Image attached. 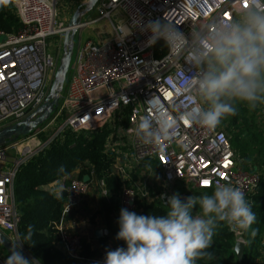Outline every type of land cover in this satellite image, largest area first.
Wrapping results in <instances>:
<instances>
[{
  "label": "built area",
  "instance_id": "obj_1",
  "mask_svg": "<svg viewBox=\"0 0 264 264\" xmlns=\"http://www.w3.org/2000/svg\"><path fill=\"white\" fill-rule=\"evenodd\" d=\"M62 1H12L21 28L11 34L0 31V129L27 118L49 94L61 59L62 37L69 30L58 18ZM237 2L98 0L93 8L97 19L81 21L76 31L106 20L110 38L77 44L66 89L49 118L29 135L0 147V232L8 239L18 233L21 218L15 205L14 179L19 169L63 141L66 133L88 137L102 127L107 130L102 152L110 160V174L118 184L119 211L126 208L139 214L142 206L149 205L166 210L163 200L172 194L184 199L211 192L217 182L239 186L246 197L255 192L261 174L241 167L225 129H209L178 119L191 101L175 89L183 86L190 66L184 61L169 62L163 40L147 47L150 33L142 31L149 21L158 19L188 35L213 17L230 19ZM117 21L132 30L123 42L112 34ZM50 37L58 38L51 53L47 43ZM161 108L166 109L170 121H175L177 136L171 142L161 141L156 147L129 135L128 129L139 118L155 116ZM259 113L257 121L264 122V104ZM262 131L264 134V126ZM79 174L81 179L76 177ZM57 185L66 190L59 220L54 223L56 248L61 255L82 261L81 233L89 222V217L82 215V204L91 189L101 198H106L109 190L87 163L44 185L53 198ZM119 214L113 215L117 227ZM228 230L233 233L234 245L246 246L244 232ZM259 245L264 248V230ZM0 264H4L1 256Z\"/></svg>",
  "mask_w": 264,
  "mask_h": 264
},
{
  "label": "clouds",
  "instance_id": "obj_2",
  "mask_svg": "<svg viewBox=\"0 0 264 264\" xmlns=\"http://www.w3.org/2000/svg\"><path fill=\"white\" fill-rule=\"evenodd\" d=\"M131 31L117 21L112 34L123 42ZM142 31L150 33L147 47L163 40L169 62L184 61L190 66L183 86L175 89L191 101L178 119L215 129L224 118L236 115L238 105L255 109L264 104V0H238L230 19L213 17L188 35L158 19L149 21ZM128 133L156 147L177 136L175 121L169 120L164 108L155 116L139 118ZM59 171L64 172L63 166ZM64 190L57 185L55 198H62ZM163 203L162 215H138L122 208L115 238L126 246L106 251L102 264H197L200 258L211 256L207 249L218 228L227 226L239 234L256 222L244 191L230 182H217L211 193L184 199L174 193ZM31 235L29 226L26 234L7 238L11 248L4 264H40L38 258L23 254ZM0 245L4 246V240Z\"/></svg>",
  "mask_w": 264,
  "mask_h": 264
},
{
  "label": "trees",
  "instance_id": "obj_3",
  "mask_svg": "<svg viewBox=\"0 0 264 264\" xmlns=\"http://www.w3.org/2000/svg\"><path fill=\"white\" fill-rule=\"evenodd\" d=\"M12 1L0 0V31L9 34L21 28ZM261 105L255 109L238 105L236 115L224 118L217 126L225 129L232 137L231 147L241 161L243 169L255 172L260 169L261 174L257 189L246 197L256 214V222L252 229L244 232L246 246L242 260L238 262L233 252V233L227 226H223L217 229L211 246L207 249L211 256L200 258L197 264H257L259 257L261 259L264 254V248L259 245L264 230V122L257 121ZM106 134L105 127L89 133L88 137L66 133L63 141L29 160L16 174L15 205L21 218L18 233L26 234L31 226V239L29 244L23 245V249L39 258L41 264H102L106 251L126 246L123 241L115 238L119 230V227L113 224V215L120 212L117 200L118 184L110 174V160L106 159L102 152ZM85 163L94 167L96 178L104 179L109 195L101 198L91 189L84 200L82 215L88 216L89 222L81 233L83 260L75 261L61 255L56 248L57 234L54 223L59 220L64 199L53 198L41 187L71 174ZM61 166L64 168L63 173L59 171ZM76 177L81 179L82 174ZM164 212L165 210L158 206L149 205L142 206L138 215H162ZM98 230L106 231L107 234L97 238ZM253 230L255 235L252 234ZM2 249L0 246V251Z\"/></svg>",
  "mask_w": 264,
  "mask_h": 264
},
{
  "label": "water",
  "instance_id": "obj_4",
  "mask_svg": "<svg viewBox=\"0 0 264 264\" xmlns=\"http://www.w3.org/2000/svg\"><path fill=\"white\" fill-rule=\"evenodd\" d=\"M97 1L98 0H88V2L85 4V8L82 11L77 10L73 13L67 24L69 30L65 32L62 37L63 41L61 59L45 102L21 122L0 129V147L7 145L19 137L29 135L33 129L44 123L57 107L60 93L63 90V85L66 80L71 62L73 52V36L76 33V27L81 23V18L93 10ZM84 180H87V178ZM62 196H65V192H62ZM103 234L106 235L107 232L98 230L96 232V237L99 238ZM0 240H4V246H0L8 254L11 248V242L7 240V237L2 232H0ZM233 252L238 262H241L244 246L240 243H236L234 245Z\"/></svg>",
  "mask_w": 264,
  "mask_h": 264
},
{
  "label": "rangeland",
  "instance_id": "obj_5",
  "mask_svg": "<svg viewBox=\"0 0 264 264\" xmlns=\"http://www.w3.org/2000/svg\"><path fill=\"white\" fill-rule=\"evenodd\" d=\"M84 2H85V0H63L62 3L60 4L59 8H58V18L60 19V21H62L64 24L67 25L70 18L72 17V15L75 11H77V10L82 11L85 8ZM97 17L98 16L95 14L94 10H92L88 14H85L81 18V21L82 22L93 21V20H96ZM109 38H110V29H109L108 23L106 20H100V21H97L93 24H90L87 27H83L81 29H78L76 31V33L73 36V48H75L77 46V44L84 43L88 40L104 41V40H107ZM47 43H48V50L51 53V52H53L54 47L58 43V38L57 37H50L47 40ZM160 45H162V44L160 43ZM61 55H62V49H61ZM67 80H68V74L66 76V80H65L64 85H63V91H64V89H66ZM227 134H228L229 140L231 142L232 137L229 136V133H227ZM240 164H241V167L243 168L241 161H240ZM247 171L255 172L254 170H250V169ZM259 171H260V169L258 170V172ZM118 207H119V205H118ZM6 237L8 238V236H6ZM23 254L28 258H37V257L31 255L30 253H28L25 249H23ZM7 255L8 254L5 250L2 249L0 251V256L3 259V261ZM257 262L264 264V255L261 257V259L259 257ZM40 264H41V262H40ZM254 264H256V263H254Z\"/></svg>",
  "mask_w": 264,
  "mask_h": 264
},
{
  "label": "crops",
  "instance_id": "obj_6",
  "mask_svg": "<svg viewBox=\"0 0 264 264\" xmlns=\"http://www.w3.org/2000/svg\"><path fill=\"white\" fill-rule=\"evenodd\" d=\"M95 41H97V40H95ZM45 187H46V186H42L41 189H42V190H46ZM102 231H103V230H102ZM103 235H104V234H103Z\"/></svg>",
  "mask_w": 264,
  "mask_h": 264
},
{
  "label": "snow or ice",
  "instance_id": "obj_7",
  "mask_svg": "<svg viewBox=\"0 0 264 264\" xmlns=\"http://www.w3.org/2000/svg\"><path fill=\"white\" fill-rule=\"evenodd\" d=\"M204 183H205V184H207V183H208V181H204Z\"/></svg>",
  "mask_w": 264,
  "mask_h": 264
}]
</instances>
